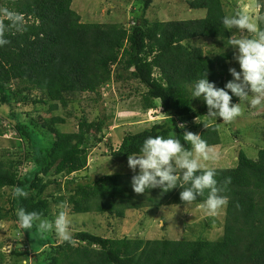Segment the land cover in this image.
Masks as SVG:
<instances>
[{
  "label": "trees",
  "instance_id": "16d2710c",
  "mask_svg": "<svg viewBox=\"0 0 264 264\" xmlns=\"http://www.w3.org/2000/svg\"><path fill=\"white\" fill-rule=\"evenodd\" d=\"M153 1L137 0L127 25H108L83 23L73 10L74 0H0V24H10L4 10L20 14L23 24L20 30L9 27L4 33L9 43L0 47V117L27 144L24 160L32 165L19 176L21 161L0 160V191L12 192L10 209L0 205L1 222H16L19 208L51 220V202L65 200L60 193L68 195L67 203L76 215L95 211L117 218H123L125 210H140L142 203H135V198L141 195L155 207L200 205L206 200L208 190L184 204L180 187L137 194L131 188L133 175L74 178L88 170L92 148L104 142L111 151L109 168L128 160L130 154H139L149 136H172L191 150L184 132L196 129L193 121L208 118L205 102L195 106L192 85L206 72L218 88L232 80L229 62L234 56L227 44L230 30L222 23L223 0H190V8L206 11V16L171 22L148 19ZM197 39L213 40L222 48L215 54L205 53L191 44ZM120 71H131L127 80L145 89L142 109L155 111L163 119L149 130L126 135L117 150L108 140L105 120L83 118L77 133L61 132L57 126L65 121L60 117H39L36 124L23 121L21 106L48 105L50 112L66 108L77 96H99ZM33 92L42 97L30 99ZM232 102L240 101L233 96ZM200 135L211 147L220 143L216 125ZM215 171L218 187L224 189L221 194L228 197L223 235L217 240H115L80 231L70 242L58 244L50 233L42 234L35 227L21 231L28 249L39 255L36 264H264V150L257 159L240 151L235 167ZM16 187L28 196L15 198ZM151 192L157 196L150 198ZM29 253L15 250L13 256L23 258Z\"/></svg>",
  "mask_w": 264,
  "mask_h": 264
},
{
  "label": "rangeland",
  "instance_id": "374dc122",
  "mask_svg": "<svg viewBox=\"0 0 264 264\" xmlns=\"http://www.w3.org/2000/svg\"><path fill=\"white\" fill-rule=\"evenodd\" d=\"M137 0H74L73 10L82 18L86 24H125L127 25L134 15ZM190 0H154L147 14L150 21L171 22L202 19L206 11H195L188 5ZM226 15H233L241 9H246L253 17L257 25L264 29V0H223ZM235 30H230L231 36ZM203 52L218 53L221 50L220 44L213 40L197 39L191 43ZM224 50L228 48H223ZM233 56L236 50L231 48ZM230 68L240 71L238 62L233 59L229 62ZM229 68V69H230ZM132 71V70H131ZM130 71V72H131ZM130 72L120 71L114 73L112 81L106 84L100 95L83 94L77 96L76 100L66 108L59 106L57 110L50 112L48 105L21 106L23 121L28 123L42 117L50 120L53 117L64 119V124L58 125L63 133H77L79 122L86 118L89 122L105 120L108 125L106 135L113 149L117 150L123 138L130 134H136L149 130L163 118L155 111H144L141 106V95L145 93L143 87L137 82L127 80ZM117 75L121 78L118 79ZM232 77V76H231ZM233 79V77H232ZM42 97L38 92H33L30 99ZM195 106H200L202 98H194ZM242 115L230 123H223L222 119L213 121L205 118L193 121L192 126L196 129L188 132L201 134L203 129L212 125L217 126L219 144L212 146L217 158L211 161H203L206 167L214 169H230L236 166L238 154L243 151L251 159H257L260 150H264V107L253 109L245 101L241 104ZM204 124H207L205 127ZM181 125V123L179 124ZM185 128V127H184ZM106 142L92 148L89 156L88 170L82 171L74 178L88 179L93 175H135L128 165V160L113 164L109 168L111 151ZM27 144L22 141L13 126L0 117V160L21 161L18 167L19 176H23L32 168L30 162L24 160L27 154ZM71 179V178H69ZM64 180L60 178L59 181ZM9 190L0 191V205L4 209H10ZM65 197L62 202H67L68 195L60 193ZM60 195L58 197H60ZM150 198L156 197V193H149ZM139 197V196H138ZM64 199V198H63ZM59 202V201H58ZM62 202H51V220L61 211L67 212L70 219L71 235L76 232L86 231L103 238L131 240L140 239L153 241L159 239L167 240H195L210 239L217 240L223 235V228L226 221L227 205L220 209L215 215H208L199 205L176 206L162 205L155 207L150 204L146 197L135 198V203H142V208L125 210L123 218L112 217L108 214H99L95 211L89 214L76 215L73 213V206L68 205L61 209ZM50 220V221H51ZM58 244L60 241L54 232H49ZM26 235L13 220L0 221V263L1 264H36L39 255L30 251L27 247ZM15 250L29 251L27 257H15ZM47 247L42 249L45 252ZM41 252V251H40Z\"/></svg>",
  "mask_w": 264,
  "mask_h": 264
},
{
  "label": "clouds",
  "instance_id": "9594fccd",
  "mask_svg": "<svg viewBox=\"0 0 264 264\" xmlns=\"http://www.w3.org/2000/svg\"><path fill=\"white\" fill-rule=\"evenodd\" d=\"M10 21L9 25L0 24V47L9 41L4 33L9 27L22 29V16L4 10ZM228 30H235L228 39L229 47L236 50L234 59L240 66V71L230 68L232 80L224 88H218L209 82L207 72L192 85L193 98H202L208 108L207 117L221 119L230 123L242 115L241 104L245 101L253 109L264 107V29L254 22L246 9H241L233 15H226L222 20ZM231 93V94H230ZM233 96L239 98V103H233ZM207 127V124H204ZM179 127L184 128L181 124ZM184 141L191 144V150L185 148L179 139L168 136H149L143 142L139 154L128 156L129 168L136 173L131 179V188L137 194H144L151 189L159 188L168 192L177 187L182 188L180 199L185 204H191L208 190L207 198L199 207L208 215H215L228 204V197L221 193L224 189L218 187L216 171L206 167L203 161L217 158L216 153L205 139L199 134L185 131ZM228 178L226 183H230ZM15 198H26L28 193L21 187L13 192ZM59 207L67 208V202ZM16 223L22 230L34 227L42 234L54 232L60 241L70 242V219L66 211L61 210L53 220L43 218L36 211L28 212L24 208L17 209Z\"/></svg>",
  "mask_w": 264,
  "mask_h": 264
}]
</instances>
